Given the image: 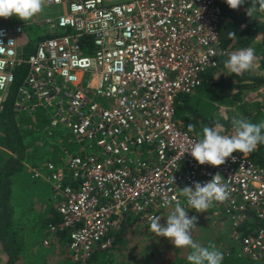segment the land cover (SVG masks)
<instances>
[{
	"label": "built area",
	"instance_id": "2783aa9c",
	"mask_svg": "<svg viewBox=\"0 0 264 264\" xmlns=\"http://www.w3.org/2000/svg\"><path fill=\"white\" fill-rule=\"evenodd\" d=\"M45 2L66 12L39 20L46 33L33 52L23 24L0 25V108L15 89V111L42 110L50 129L79 146L63 165L46 166L62 197L49 239L66 231L71 263L92 264L94 249L113 242L109 232L127 215L150 225L160 211L188 206L180 189L219 173L229 195L212 214L230 220L241 257L264 264V166L238 152L220 166L198 165L185 152L198 140L175 117L176 98L227 54L216 0ZM247 209L259 226L239 233Z\"/></svg>",
	"mask_w": 264,
	"mask_h": 264
},
{
	"label": "trees",
	"instance_id": "16d2710c",
	"mask_svg": "<svg viewBox=\"0 0 264 264\" xmlns=\"http://www.w3.org/2000/svg\"><path fill=\"white\" fill-rule=\"evenodd\" d=\"M216 3L221 10L218 35L227 54L216 67L209 68L199 75V84L195 89L188 94L179 95L175 100L177 122L197 140L202 138V129L205 126H213L216 123L223 125L220 129L222 134L231 135L234 118L243 117L252 123L264 122V0H246L235 10L230 9L224 0H216ZM248 7L256 8L252 17L246 15ZM23 22L26 21L20 20L8 24ZM25 29L31 30L30 27ZM231 31L236 33L235 38L230 37ZM40 33L39 35L44 36L46 32ZM39 35L36 33L37 38ZM29 47L28 45L26 50L30 53L35 50V44L31 45L30 49ZM247 47L255 49L256 58L251 69L242 75H229L224 61L228 59L230 53ZM21 77L20 74L16 85ZM260 88L263 90L259 91ZM12 100L11 91L0 111V256H4V262L0 264H72L70 258L65 257L64 251L61 254L56 252L55 255H46L40 250L35 252L33 260L22 263V256L26 252L20 230L14 226L13 221L12 178L23 172L24 162L34 164L36 161L49 159L54 161L53 164L56 166H60L64 155L77 153V147L70 143L72 138L67 133L49 128L42 110L18 114L13 109ZM247 155L255 164L264 166V143L258 144L257 148ZM66 175L70 176L69 172ZM73 183L74 185H70L75 187L76 183L74 181ZM190 210L188 215L194 214V211ZM168 213L170 214L169 211L158 213L161 224L165 222ZM203 215V217L198 216L196 228L192 230L193 240L203 246L225 240L223 235L225 232L220 231L225 221L230 222V220L228 218H225V221L217 220L216 227L210 229L212 219L207 212H203ZM50 221L53 219L46 220L45 225ZM150 225L141 224L130 214L127 215L117 230L109 232L113 242L105 247L97 246L90 262L92 264H189L187 255L190 254L191 249L174 248L166 238L159 237L155 231L153 233L146 230L151 229ZM256 228L246 232L253 233ZM224 229L227 231V228ZM143 231L150 236L151 242L147 247L137 246L136 238L145 234ZM65 233H58L55 236L61 237L64 242L68 239L67 232ZM215 248L217 249L216 246ZM220 252L223 254L222 264H254L251 259H239L234 255L236 252L227 251L228 255L226 252Z\"/></svg>",
	"mask_w": 264,
	"mask_h": 264
},
{
	"label": "clouds",
	"instance_id": "9594fccd",
	"mask_svg": "<svg viewBox=\"0 0 264 264\" xmlns=\"http://www.w3.org/2000/svg\"><path fill=\"white\" fill-rule=\"evenodd\" d=\"M246 0H224L230 9H237ZM43 0H0V18L15 17L27 21L40 13ZM255 7H248L246 15L252 17ZM230 37L237 35L234 31ZM255 49L242 48L229 54L224 66L229 75H242L251 69L255 60ZM223 125L216 123L202 129V138L193 143L186 150L198 165L207 164L211 167L223 165L232 154L238 152L247 155L253 152L258 144L264 143V122L252 123L240 117L232 120V134H221ZM184 152V153H185ZM183 153V154H184ZM177 162V161H176ZM224 178L219 174L212 175L211 179L201 184L193 182L192 186L180 189L187 199L188 209L177 204L174 210L166 217L163 224L160 216L151 218V228L159 237L166 238L174 248H189L187 255L189 264H222L223 254L213 245L203 246L192 238V230L196 228L197 216H189L188 210L196 213L207 212L213 202L224 201L228 198V186L222 182ZM169 204L168 200L164 201Z\"/></svg>",
	"mask_w": 264,
	"mask_h": 264
},
{
	"label": "crops",
	"instance_id": "0c3cea01",
	"mask_svg": "<svg viewBox=\"0 0 264 264\" xmlns=\"http://www.w3.org/2000/svg\"><path fill=\"white\" fill-rule=\"evenodd\" d=\"M104 1L106 3H109L108 0H104ZM120 1H125V0H120ZM65 12L66 9L64 7L48 6L46 2H44L43 0L42 11L34 15L28 21L22 23L25 25L24 26L25 28L30 27L31 29V30L25 29L26 37L30 42L29 46L31 47V45L35 44V42L38 41L39 38L36 37V33L37 35H39L40 32L41 33L44 32L42 30L43 28H40L43 27L42 26L43 24L40 25L39 20L42 21V19L58 16ZM17 22H20V19H17L15 17L0 18V25H4L8 23H17ZM33 24H36L38 28L32 27L31 25ZM12 92H13V100H12V106H13L14 100L16 98L15 89L12 90ZM8 97L9 94L6 98V101ZM1 110L2 108H0V111ZM15 112L21 114L17 111ZM52 130H56V129H52ZM64 133L66 134V132ZM67 134L72 138L70 143L76 145L77 147L76 154L79 153L81 154L79 150V146L75 141H73V137L71 136V134L69 133ZM66 155L68 154L64 155L63 161L62 162L60 161L61 163L60 165L64 164ZM48 163H54V161L46 159L41 162L36 161L34 162V164L29 162H24L23 172L15 175L12 178L11 202L14 208L13 221H14V226L17 229L19 228L18 230H20L21 239L25 244V252H26L22 256V263L23 262L27 263L28 261H31V259L33 260L32 257L34 256L37 250L43 251L46 255L49 254L55 255L56 252H60L61 254L62 251H64V253L66 254L65 257L68 256L70 258L68 251V241H69L68 239L64 241L65 242L64 244L63 240H61V237H59L60 239L56 238L57 235L51 239H49V237L47 236L48 227H50L51 225H57L60 222L61 217L58 212V207L62 201L61 195L59 193L53 192L52 186L49 180L46 178L49 175L48 171L46 170V166ZM36 169H40L45 172L43 178L32 177L33 171ZM66 183L69 186L70 184L74 185L69 175L67 177ZM174 208L160 212L163 213L169 211L171 213L174 210ZM184 208L188 209V206H184ZM214 208H215V202H213L211 207L207 210V214L212 219V224L210 226V229H214L216 227L217 220L225 221V217H223L221 214H218L216 216L212 214ZM168 215L169 213L166 215V217ZM193 215L197 216V218L199 215H201L202 217L204 216L203 213H196V212H194V214H190L189 216H193ZM246 215L247 217L243 222V224L241 225V228L239 229V233H241L242 231L246 232L254 227L259 226V220L255 217V214L252 211V209H247ZM51 219H53V221H50L47 223V225H45V221ZM224 228H227V231H225ZM220 232L221 233L225 232L223 234L225 235V240H221L218 243L214 244L213 246H216L219 251L226 252V254L227 251H231L232 253L236 252V254L234 255H236L239 259H243V258L251 259L249 257H241L239 255L240 242L239 240H233L230 238V234H231L230 222L225 221L224 226ZM58 233H65V231H59ZM46 240H49L48 241L49 243L47 245L44 244ZM58 241L63 243L64 248L63 245ZM251 261H253L254 264H261L252 259ZM3 262H4V256H0V263Z\"/></svg>",
	"mask_w": 264,
	"mask_h": 264
},
{
	"label": "rangeland",
	"instance_id": "374dc122",
	"mask_svg": "<svg viewBox=\"0 0 264 264\" xmlns=\"http://www.w3.org/2000/svg\"><path fill=\"white\" fill-rule=\"evenodd\" d=\"M117 1H120V0H108L109 3H114V2H117ZM260 90H263V89L260 88L259 91ZM146 230H149V232L151 231V232L154 233V230L152 228L151 229H146ZM143 233H145V234H141L140 237L136 238L137 246H139V247H147L149 242H151L149 240L150 239L149 233H146L145 231H143Z\"/></svg>",
	"mask_w": 264,
	"mask_h": 264
}]
</instances>
